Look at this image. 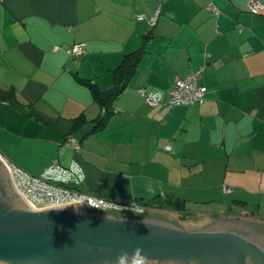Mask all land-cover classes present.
<instances>
[{
  "label": "crops",
  "instance_id": "crops-1",
  "mask_svg": "<svg viewBox=\"0 0 264 264\" xmlns=\"http://www.w3.org/2000/svg\"><path fill=\"white\" fill-rule=\"evenodd\" d=\"M249 1L0 0V155L34 174L53 159L76 163L83 178L69 184L185 227L216 216L264 226V10L250 13ZM156 10L153 25L135 17ZM74 42L80 57L65 51ZM135 50L111 113L93 127L91 86L108 89ZM200 66V103L149 106L138 92L164 91ZM68 135L77 149L62 143ZM167 198L185 209L161 207Z\"/></svg>",
  "mask_w": 264,
  "mask_h": 264
},
{
  "label": "water",
  "instance_id": "water-1",
  "mask_svg": "<svg viewBox=\"0 0 264 264\" xmlns=\"http://www.w3.org/2000/svg\"><path fill=\"white\" fill-rule=\"evenodd\" d=\"M14 196L0 164V264H116L122 251L136 249L139 264H246V257L264 264V226L255 219L216 216L185 228L156 214L86 204L33 209Z\"/></svg>",
  "mask_w": 264,
  "mask_h": 264
},
{
  "label": "built area",
  "instance_id": "built-area-1",
  "mask_svg": "<svg viewBox=\"0 0 264 264\" xmlns=\"http://www.w3.org/2000/svg\"><path fill=\"white\" fill-rule=\"evenodd\" d=\"M207 7L212 13L217 14L219 10L208 3ZM248 11L256 14L264 10V3L260 0H250ZM156 10L150 15L136 14V19H145L153 25L157 17ZM66 53L72 57H80L84 53L83 43L74 42L65 48ZM201 66L193 71L174 77L170 87L164 91H153L145 87L138 88L143 96L144 102L149 106H166L178 104L200 103L205 96V85L198 82ZM62 143L71 148L79 147L78 141L73 136H66ZM169 148V145H165ZM0 161L7 171L15 189L33 209L60 205H81L97 209L99 211L111 210L114 212H144V206L137 202L120 203L102 196L90 193L69 184V179L82 180L83 173L76 163H70L66 167L59 165L56 160L49 161L48 165L39 174L31 173L24 168L9 161L0 155ZM229 191L228 187L223 188Z\"/></svg>",
  "mask_w": 264,
  "mask_h": 264
},
{
  "label": "trees",
  "instance_id": "trees-1",
  "mask_svg": "<svg viewBox=\"0 0 264 264\" xmlns=\"http://www.w3.org/2000/svg\"><path fill=\"white\" fill-rule=\"evenodd\" d=\"M140 50H135L134 52L125 55L122 62L113 70L112 74V84L108 89L100 90L94 86L92 87V96L94 101L98 104L100 108V113L94 119V125L93 127H98L106 121L107 116L111 113V99L121 91L122 87L125 84L126 77L129 74V72L133 69L134 64L137 61V58L139 56ZM128 56H132L134 58L133 61H128ZM87 82V81H86ZM90 82V81H88ZM87 82V83H88ZM91 85V84H89ZM6 96L7 95H13L12 91H4L3 92ZM161 207L165 206L168 208H171L176 211H182L185 209V204L183 200H180L178 198H167L166 200H163L159 203Z\"/></svg>",
  "mask_w": 264,
  "mask_h": 264
},
{
  "label": "clouds",
  "instance_id": "clouds-1",
  "mask_svg": "<svg viewBox=\"0 0 264 264\" xmlns=\"http://www.w3.org/2000/svg\"><path fill=\"white\" fill-rule=\"evenodd\" d=\"M141 254L140 249L134 250V252L129 255L126 251H122L118 256L116 260V264H139L138 261L134 259V257L139 256ZM246 264H251L250 258L246 257Z\"/></svg>",
  "mask_w": 264,
  "mask_h": 264
},
{
  "label": "flooded vegetation",
  "instance_id": "flooded-vegetation-1",
  "mask_svg": "<svg viewBox=\"0 0 264 264\" xmlns=\"http://www.w3.org/2000/svg\"><path fill=\"white\" fill-rule=\"evenodd\" d=\"M7 202L10 204V201H8L7 200ZM11 205V204H10ZM108 212H110V211H108ZM113 213H116V212H113ZM159 220V219H158ZM171 223H173V222H171ZM174 224H178V225H182L181 223H179V222H175ZM183 227H185L184 225H182ZM203 226H207L206 224L205 225H203ZM203 226H201V227H203ZM208 226H211V225H208ZM212 227H217V226H212ZM185 228H197V227H185Z\"/></svg>",
  "mask_w": 264,
  "mask_h": 264
},
{
  "label": "rangeland",
  "instance_id": "rangeland-1",
  "mask_svg": "<svg viewBox=\"0 0 264 264\" xmlns=\"http://www.w3.org/2000/svg\"><path fill=\"white\" fill-rule=\"evenodd\" d=\"M13 194V196H14V193H12ZM15 197V196H14ZM15 199H16V197H15ZM150 214H154V212H151ZM156 215H160V214H156Z\"/></svg>",
  "mask_w": 264,
  "mask_h": 264
}]
</instances>
